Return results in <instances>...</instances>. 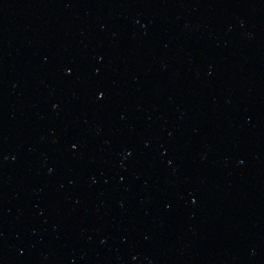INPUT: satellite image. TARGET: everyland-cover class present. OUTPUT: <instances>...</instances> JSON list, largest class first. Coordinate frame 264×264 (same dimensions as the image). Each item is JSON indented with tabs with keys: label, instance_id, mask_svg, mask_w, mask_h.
I'll return each mask as SVG.
<instances>
[{
	"label": "water",
	"instance_id": "95a60500",
	"mask_svg": "<svg viewBox=\"0 0 264 264\" xmlns=\"http://www.w3.org/2000/svg\"><path fill=\"white\" fill-rule=\"evenodd\" d=\"M0 264H264V0H0Z\"/></svg>",
	"mask_w": 264,
	"mask_h": 264
}]
</instances>
